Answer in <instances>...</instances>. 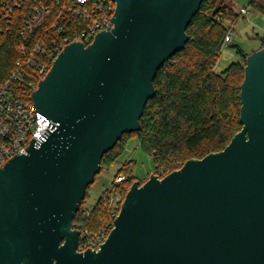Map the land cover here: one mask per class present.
I'll list each match as a JSON object with an SVG mask.
<instances>
[{
  "label": "water",
  "instance_id": "1",
  "mask_svg": "<svg viewBox=\"0 0 264 264\" xmlns=\"http://www.w3.org/2000/svg\"><path fill=\"white\" fill-rule=\"evenodd\" d=\"M113 1L114 27L66 45L32 92L48 131L0 167V264H264V48L247 57L228 146L134 182L100 249L79 250L73 219L102 158L141 128L203 2Z\"/></svg>",
  "mask_w": 264,
  "mask_h": 264
},
{
  "label": "trees",
  "instance_id": "2",
  "mask_svg": "<svg viewBox=\"0 0 264 264\" xmlns=\"http://www.w3.org/2000/svg\"><path fill=\"white\" fill-rule=\"evenodd\" d=\"M36 1L26 0L17 8L13 0H0V83L11 77L16 62L23 57L24 48L31 51L37 43H41L50 49L53 46L52 39L59 40L63 35L58 32V26L53 27L56 22L55 7L53 13L35 26L32 32L26 37L22 35L23 26L32 15ZM248 7L264 15V0H250ZM240 18L241 13L224 0H203L186 29L188 41L184 48L166 61L154 78L155 94L145 106L140 119L141 128L123 134L116 145L105 153L101 171L117 162L128 140L134 137L153 159L154 169L151 174L160 178L181 168L189 159H202L228 146L243 128L240 95L250 54L239 48L240 61L220 72L216 66L225 36ZM261 48H264V43ZM42 61H46L48 68H51V62L45 60V57ZM25 69L28 75H36L38 65H26ZM39 79L34 82L35 87ZM13 84L20 93L19 97L32 100L30 95L21 93L25 89L22 81L17 80ZM131 161L126 165H130ZM124 168L117 171L115 180L124 174ZM125 176L126 180L118 184L114 192L120 194L122 200L134 182L143 184L149 179V176L145 180H138L133 175ZM86 198L87 191L73 219V225L77 226L81 235L85 232L88 235L80 236V249L103 229L109 234L111 228L108 226L115 221L110 203H105L102 196L92 209L85 207Z\"/></svg>",
  "mask_w": 264,
  "mask_h": 264
},
{
  "label": "built area",
  "instance_id": "3",
  "mask_svg": "<svg viewBox=\"0 0 264 264\" xmlns=\"http://www.w3.org/2000/svg\"><path fill=\"white\" fill-rule=\"evenodd\" d=\"M25 1L13 0L14 6L20 8ZM53 7L56 9V22L53 27L58 26V32L63 35L59 40L52 39L53 46L50 49L41 43H37L31 51L24 48L23 57L16 62V68L11 77L0 83V167L14 155L24 150L31 141L48 131L46 127L49 120L38 112L32 100L28 101L19 97L20 93L15 90L13 82L22 81L25 89L21 93L30 95L32 98V92L38 87V85L37 87L34 86V82L38 78H40V82L50 70L48 63L42 61L43 57L52 65L59 53L69 43L79 41L86 45L90 44L98 32L111 30L114 27L111 18L115 13L116 3L113 0H51L50 2L37 0L32 15L26 19L22 35L26 37L28 33L34 30L35 26L52 14ZM240 13L249 19L251 10L249 7H242ZM231 40L230 30L225 36L224 44ZM26 65H38L37 74L28 75L25 69ZM125 180L124 174L118 176L111 187L107 189V192L101 195L105 203H110L112 216L115 219L121 210L124 199L122 200L120 194L114 192L116 186ZM74 227L77 228V226ZM108 227L112 230L114 223ZM109 234H107L106 229H103L99 235L87 240L83 244V249L79 248V250L92 249L98 251ZM80 236L87 237L88 235L87 232L82 235L80 232Z\"/></svg>",
  "mask_w": 264,
  "mask_h": 264
},
{
  "label": "rangeland",
  "instance_id": "4",
  "mask_svg": "<svg viewBox=\"0 0 264 264\" xmlns=\"http://www.w3.org/2000/svg\"><path fill=\"white\" fill-rule=\"evenodd\" d=\"M224 2L236 11H240L242 7H248L250 0H224ZM248 18L242 16L231 29L232 40L222 47L216 66L218 72L241 60V55L238 53L239 48L248 54L261 49L264 43V15L251 10ZM130 160H132L130 165H126ZM123 166L125 175L136 176L138 180H145L154 169L151 155L139 146V141L135 137L128 140L123 154L116 163L96 175L95 181L87 189L85 203L87 209H92L100 196L111 187L117 171Z\"/></svg>",
  "mask_w": 264,
  "mask_h": 264
},
{
  "label": "crops",
  "instance_id": "5",
  "mask_svg": "<svg viewBox=\"0 0 264 264\" xmlns=\"http://www.w3.org/2000/svg\"><path fill=\"white\" fill-rule=\"evenodd\" d=\"M241 10V9H240ZM237 12H240V11H237Z\"/></svg>",
  "mask_w": 264,
  "mask_h": 264
}]
</instances>
